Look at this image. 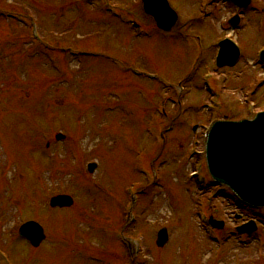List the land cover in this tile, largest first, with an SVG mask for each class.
<instances>
[{"label":"rangeland","instance_id":"1","mask_svg":"<svg viewBox=\"0 0 264 264\" xmlns=\"http://www.w3.org/2000/svg\"><path fill=\"white\" fill-rule=\"evenodd\" d=\"M99 1L0 0L23 25L35 20L40 36L31 42L27 27L0 18V250L8 264H131L120 246L124 226L142 244L133 264H264V209L197 183L205 175L199 126L218 112L210 90L228 118L250 115L248 93L264 110V72L253 61L264 44V0L236 29L221 4L201 23L200 0H169L181 21L174 36L148 26L139 0H107L110 10ZM225 34L239 35L243 60L217 70L212 57ZM131 194L137 221L126 225ZM57 195L73 206L51 209ZM198 211L224 223L220 244ZM29 220L44 228L38 248L17 234ZM249 221L256 231L246 238L236 227ZM161 228L169 240L159 248Z\"/></svg>","mask_w":264,"mask_h":264},{"label":"water","instance_id":"2","mask_svg":"<svg viewBox=\"0 0 264 264\" xmlns=\"http://www.w3.org/2000/svg\"><path fill=\"white\" fill-rule=\"evenodd\" d=\"M144 10L151 14L157 26L170 31L176 15L162 2L163 6L143 0ZM223 55L221 56V58ZM63 138L57 136V139ZM208 168L213 179L231 188L244 202L253 206H264V113L253 121L218 122L209 135L206 149ZM94 166H90V171ZM72 199L57 196L50 200L52 208L69 207ZM241 232V231H240ZM19 236L26 238L33 247H38L45 236L42 228L27 222L19 229ZM166 232L158 234V246L166 241Z\"/></svg>","mask_w":264,"mask_h":264},{"label":"flooded vegetation","instance_id":"3","mask_svg":"<svg viewBox=\"0 0 264 264\" xmlns=\"http://www.w3.org/2000/svg\"><path fill=\"white\" fill-rule=\"evenodd\" d=\"M211 3H210V5H214V3H216V2H218V0H209ZM255 1H257L258 3H262L261 1H259V0H251V3L247 6V7H245V8H243V9H238V8H232L231 6H229L230 7V9H232V14H237L239 17H240V20H239V22H240V24H241V26L242 27H244V24L245 23H248L249 22V14L253 11V9L255 8V6H254V2ZM229 5V4H228ZM254 16V15H253ZM248 17V18H247ZM241 27V28H242ZM238 64V63H237ZM236 64V65H237Z\"/></svg>","mask_w":264,"mask_h":264}]
</instances>
